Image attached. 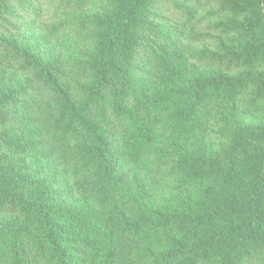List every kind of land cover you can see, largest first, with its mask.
<instances>
[{"label": "trees", "instance_id": "1", "mask_svg": "<svg viewBox=\"0 0 264 264\" xmlns=\"http://www.w3.org/2000/svg\"><path fill=\"white\" fill-rule=\"evenodd\" d=\"M0 264H264V0H0Z\"/></svg>", "mask_w": 264, "mask_h": 264}]
</instances>
